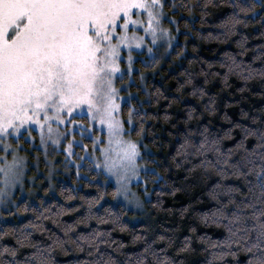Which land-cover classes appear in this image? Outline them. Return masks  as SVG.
Here are the masks:
<instances>
[{
  "label": "snow or ice",
  "instance_id": "1",
  "mask_svg": "<svg viewBox=\"0 0 264 264\" xmlns=\"http://www.w3.org/2000/svg\"><path fill=\"white\" fill-rule=\"evenodd\" d=\"M222 6L213 30L195 27ZM257 17L264 0H0V264H62L73 248L74 264H182L196 248L201 264H264V107L236 116L239 100L221 107L212 90L264 84V46L244 32ZM193 30L236 48L201 57ZM165 64L169 87L155 79ZM161 119L208 203L158 230L126 214L173 213L163 197L179 188L158 170L172 167L145 143Z\"/></svg>",
  "mask_w": 264,
  "mask_h": 264
},
{
  "label": "trees",
  "instance_id": "2",
  "mask_svg": "<svg viewBox=\"0 0 264 264\" xmlns=\"http://www.w3.org/2000/svg\"><path fill=\"white\" fill-rule=\"evenodd\" d=\"M225 10L226 8L224 6L220 8H210L207 17L208 22L201 24L199 20H197L195 27L203 28L206 31L213 30L216 16H218L222 11ZM196 14L199 15L198 12ZM244 32H246L249 35L248 43L250 45L264 46V35H261L262 33H264V21H261L259 17H257L252 22H250L249 25L244 29ZM194 37H195L194 43L198 46L197 51L199 52L201 57L207 59L213 58L225 47H231L233 49L236 48L235 44L226 45L223 39L220 40L205 39L201 36L200 33H196L195 31H194ZM184 39L185 38L183 36L180 37L181 43L184 42ZM188 53L189 56L194 55L193 44L191 42L188 44ZM145 59H147L146 56ZM176 62L180 63V61H176ZM182 63L186 67H189L192 70L198 69L199 67V65L195 61H193L191 65L188 64L187 60L183 61ZM136 66L142 68L139 62H137ZM168 68L169 65L165 64L164 67L160 70L159 74L155 77V79L158 81L161 80V77H167V79L163 80V83L166 87L174 85L175 82V76L169 75ZM146 71L150 72L151 70L149 69ZM177 71H181V70L177 69ZM148 78L150 81L153 79V77L151 76H149ZM232 79L236 81V83L232 85V91H229L227 88L223 87L222 85L212 89L217 93L224 94L217 96V102L221 104V107H223V102L225 100L234 97L239 100V103L231 104L228 106L229 113L233 115L239 116L240 107L245 108L249 112L259 111L262 107H264V95L261 94L262 92H264V84H261L258 79H254L249 82L253 90L245 89L244 92H240L237 90V85L241 82L237 77H232ZM131 91L134 92L136 91V89L133 88L131 89ZM185 97L187 99H192L190 97H187V94H185ZM193 102L197 103L198 101L193 100ZM171 110L174 113L182 112L184 110V106L182 104L174 103L173 108ZM165 128H166V123L163 121V119H161L159 122V126L154 129L155 135L157 136V142L152 143L151 140L145 141V143L149 145V148L153 152L158 153L156 159L166 160L168 165L172 167L171 173H165L164 168H158V170L162 174L168 175L170 182L174 180L179 188V190L176 191L174 195L165 193L163 197L164 207L173 208V213L170 214L159 209L154 211L150 205H146L147 213H152V214L148 215L147 218L143 220V222L149 224L151 227L156 228L158 230L162 225H171L173 223H179V218L178 215L175 214V210L179 209L180 206L188 204L191 207H199L202 204L208 203L207 200L198 199L199 197L207 195L206 184L205 182L202 181L199 171L197 170L191 173H187L184 169L175 168L171 156L169 155L171 151V145L174 141V137L170 136L167 133V131H165ZM58 180L63 181L66 184H73L75 182V177L65 175L63 174V172H61V174L58 176ZM126 215L129 219L133 218L132 212H128ZM136 227L139 230L140 227L139 224H137ZM183 227L184 225H181L180 230H183ZM115 235L127 241V247L129 250L139 247L138 243H134L132 241L129 231H125V232L117 231ZM202 256H203L202 251L199 248H196L194 251L183 254L182 264H201ZM77 257L83 258L82 253L77 248H73L69 252L58 253V259L62 261V264H74V261Z\"/></svg>",
  "mask_w": 264,
  "mask_h": 264
},
{
  "label": "rangeland",
  "instance_id": "3",
  "mask_svg": "<svg viewBox=\"0 0 264 264\" xmlns=\"http://www.w3.org/2000/svg\"><path fill=\"white\" fill-rule=\"evenodd\" d=\"M142 58L145 59V56L142 57ZM81 122H83V121H81ZM145 213H147L146 206H145ZM134 216L138 217L140 220L143 221V220H145L147 218L148 215L137 212V213H133V217Z\"/></svg>",
  "mask_w": 264,
  "mask_h": 264
}]
</instances>
